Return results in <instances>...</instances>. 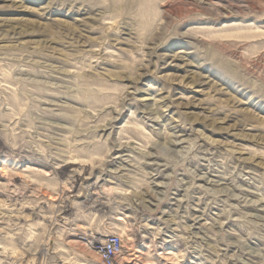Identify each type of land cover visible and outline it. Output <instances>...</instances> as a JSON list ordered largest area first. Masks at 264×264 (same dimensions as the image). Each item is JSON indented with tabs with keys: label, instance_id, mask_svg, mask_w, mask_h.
<instances>
[{
	"label": "rangeland",
	"instance_id": "374dc122",
	"mask_svg": "<svg viewBox=\"0 0 264 264\" xmlns=\"http://www.w3.org/2000/svg\"><path fill=\"white\" fill-rule=\"evenodd\" d=\"M264 264V0H0V264Z\"/></svg>",
	"mask_w": 264,
	"mask_h": 264
},
{
	"label": "built area",
	"instance_id": "2783aa9c",
	"mask_svg": "<svg viewBox=\"0 0 264 264\" xmlns=\"http://www.w3.org/2000/svg\"><path fill=\"white\" fill-rule=\"evenodd\" d=\"M122 238L118 234L107 235L97 249L102 264H113L114 258L121 252Z\"/></svg>",
	"mask_w": 264,
	"mask_h": 264
}]
</instances>
